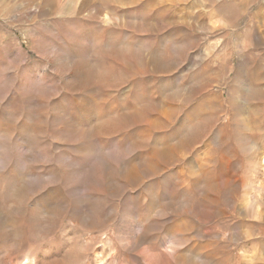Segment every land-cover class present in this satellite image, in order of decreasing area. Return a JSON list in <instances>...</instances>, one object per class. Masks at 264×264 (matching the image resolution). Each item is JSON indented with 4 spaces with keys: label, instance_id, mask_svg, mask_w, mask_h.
I'll return each instance as SVG.
<instances>
[{
    "label": "rangeland",
    "instance_id": "1",
    "mask_svg": "<svg viewBox=\"0 0 264 264\" xmlns=\"http://www.w3.org/2000/svg\"><path fill=\"white\" fill-rule=\"evenodd\" d=\"M264 0H0V264H264Z\"/></svg>",
    "mask_w": 264,
    "mask_h": 264
},
{
    "label": "bare ground",
    "instance_id": "2",
    "mask_svg": "<svg viewBox=\"0 0 264 264\" xmlns=\"http://www.w3.org/2000/svg\"><path fill=\"white\" fill-rule=\"evenodd\" d=\"M260 124L263 126L264 125V99H262L261 103V115H260ZM264 127V126H263ZM264 135V129H263V134Z\"/></svg>",
    "mask_w": 264,
    "mask_h": 264
}]
</instances>
